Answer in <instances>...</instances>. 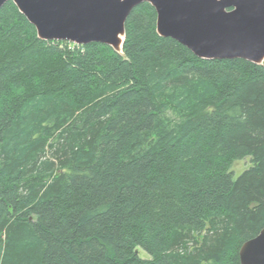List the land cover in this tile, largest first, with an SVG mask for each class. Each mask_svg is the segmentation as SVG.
I'll return each instance as SVG.
<instances>
[{
  "label": "trees",
  "instance_id": "obj_1",
  "mask_svg": "<svg viewBox=\"0 0 264 264\" xmlns=\"http://www.w3.org/2000/svg\"><path fill=\"white\" fill-rule=\"evenodd\" d=\"M263 227L264 61L198 58L146 2L120 52L0 7V264H240Z\"/></svg>",
  "mask_w": 264,
  "mask_h": 264
},
{
  "label": "water",
  "instance_id": "obj_2",
  "mask_svg": "<svg viewBox=\"0 0 264 264\" xmlns=\"http://www.w3.org/2000/svg\"><path fill=\"white\" fill-rule=\"evenodd\" d=\"M8 0H0V7ZM41 40L99 42L120 52L131 10L149 3L156 32L202 59L264 61V0H11ZM240 264H264V227L238 251Z\"/></svg>",
  "mask_w": 264,
  "mask_h": 264
},
{
  "label": "rangeland",
  "instance_id": "obj_3",
  "mask_svg": "<svg viewBox=\"0 0 264 264\" xmlns=\"http://www.w3.org/2000/svg\"><path fill=\"white\" fill-rule=\"evenodd\" d=\"M250 166V159L249 157H246L244 159L235 161L231 167L230 171L233 173L234 177H237L243 170L248 168ZM139 255L142 258H149V255L146 254L143 250L138 249Z\"/></svg>",
  "mask_w": 264,
  "mask_h": 264
},
{
  "label": "bare ground",
  "instance_id": "obj_4",
  "mask_svg": "<svg viewBox=\"0 0 264 264\" xmlns=\"http://www.w3.org/2000/svg\"><path fill=\"white\" fill-rule=\"evenodd\" d=\"M72 44H75V43H73V42H71ZM75 45H80V44H75ZM240 262V261H239Z\"/></svg>",
  "mask_w": 264,
  "mask_h": 264
}]
</instances>
